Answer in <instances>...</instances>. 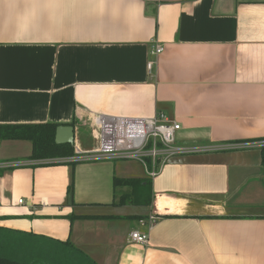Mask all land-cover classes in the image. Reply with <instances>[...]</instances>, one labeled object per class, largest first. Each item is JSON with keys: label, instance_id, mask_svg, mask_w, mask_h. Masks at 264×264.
<instances>
[{"label": "crops", "instance_id": "1", "mask_svg": "<svg viewBox=\"0 0 264 264\" xmlns=\"http://www.w3.org/2000/svg\"><path fill=\"white\" fill-rule=\"evenodd\" d=\"M159 113L176 145L214 150L166 164L150 206L114 205L115 178L149 180L139 162L0 142V233L96 264H264L262 148L240 147L264 141V0H0V126L71 125L92 151L96 115Z\"/></svg>", "mask_w": 264, "mask_h": 264}, {"label": "built area", "instance_id": "2", "mask_svg": "<svg viewBox=\"0 0 264 264\" xmlns=\"http://www.w3.org/2000/svg\"><path fill=\"white\" fill-rule=\"evenodd\" d=\"M163 52V46L154 44L151 55L158 57ZM153 65L154 61L148 63L149 72ZM94 122L98 129V147L92 151H83L80 147H75L76 154L72 157L73 160L80 162L136 161L145 168L147 177L154 179L165 165L177 156L214 150L176 145V134L181 130V125L162 113L150 118L100 114L95 116ZM240 147L264 148V141L244 144ZM130 240L138 244H147L148 235L133 231L130 234Z\"/></svg>", "mask_w": 264, "mask_h": 264}, {"label": "trees", "instance_id": "3", "mask_svg": "<svg viewBox=\"0 0 264 264\" xmlns=\"http://www.w3.org/2000/svg\"><path fill=\"white\" fill-rule=\"evenodd\" d=\"M58 127L57 124L0 126V142L29 141L33 146L31 157L33 160L72 158L76 154L75 146L55 143ZM262 165L264 167V148ZM123 188H128V192L121 193ZM114 192L116 206L126 204L150 206L152 202L150 179L115 178ZM48 240L11 232L0 233V264H96L70 242L58 243ZM52 242L56 245H52Z\"/></svg>", "mask_w": 264, "mask_h": 264}, {"label": "water", "instance_id": "4", "mask_svg": "<svg viewBox=\"0 0 264 264\" xmlns=\"http://www.w3.org/2000/svg\"><path fill=\"white\" fill-rule=\"evenodd\" d=\"M55 143L58 145H75V129L73 126H59L56 130Z\"/></svg>", "mask_w": 264, "mask_h": 264}]
</instances>
